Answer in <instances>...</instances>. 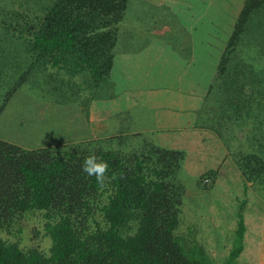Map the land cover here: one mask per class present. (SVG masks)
<instances>
[{
  "label": "trees",
  "instance_id": "obj_1",
  "mask_svg": "<svg viewBox=\"0 0 264 264\" xmlns=\"http://www.w3.org/2000/svg\"><path fill=\"white\" fill-rule=\"evenodd\" d=\"M125 2L55 0L43 19L10 30L23 37L30 50L76 56L93 78L100 79L92 56L107 70L110 55L101 56L108 43L112 46L120 31L132 27L144 32L135 24L119 23ZM204 112L202 126L217 135L229 155L241 151L244 164L252 168L258 166L254 162H262L241 147L253 140L264 155V0L243 1L217 59ZM145 144L125 158L111 150L99 154L109 166L104 187L111 193L98 200L101 187L81 166L74 168L73 156L23 150L0 140V230L16 212L38 210L49 240L43 252L36 246L22 250L0 236V264H215L200 245L184 244L174 235V193H167L158 170L154 178L148 174L155 168L149 163L171 168L182 154ZM94 208L100 223L94 221ZM76 216L84 219L83 226L77 227ZM128 218L137 221L136 228L122 235L120 227ZM90 221L93 226L88 227ZM242 232L237 214L234 239L221 264H234Z\"/></svg>",
  "mask_w": 264,
  "mask_h": 264
},
{
  "label": "rangeland",
  "instance_id": "obj_2",
  "mask_svg": "<svg viewBox=\"0 0 264 264\" xmlns=\"http://www.w3.org/2000/svg\"><path fill=\"white\" fill-rule=\"evenodd\" d=\"M54 1L0 0V140L23 150H47L51 155L68 153L73 156L74 168L81 166L86 155L94 153L99 158L100 153L108 150L125 158L127 152L134 153L148 144L141 141L133 146L135 150H129L125 140L121 142L119 137L67 140L57 135L62 134L63 129L65 113H62V107L73 100H79L81 108L85 107L89 96L102 90L104 82L102 77L93 78L76 56L64 51L30 50L23 37L12 34L11 28L43 19ZM134 1L126 0L120 10L119 23L134 25L132 23L136 20H148L150 23L154 18V25L149 26L157 27L158 16L162 19L161 29L170 28V20L175 19L176 15L174 11L169 18L166 15L170 11L166 7L146 9L142 6L144 3ZM243 1L191 0L182 15L176 16L184 19L186 32L207 34L209 42L217 43L219 51L231 33ZM133 31L137 32L136 27H132L131 31H120L116 45L108 43L101 57H111L114 47L123 46L127 37L123 34ZM92 60L103 76L107 71L104 62L96 55L92 56ZM206 108L210 111L208 106ZM200 139L201 145H194L196 150L200 149L199 152L182 154L171 168L149 163L155 168L148 174L154 178L153 173L158 170L160 174L157 175L162 176L159 178L168 187L167 193H174L171 197L176 217L174 235L180 237L184 244L200 245L213 263L221 264L234 239L237 214L242 218L243 211L248 213L264 208V155L251 140L245 142L241 150L260 158L262 162H254L258 165L256 168L244 164L241 151L233 150L229 155L225 150L224 156L231 161H223L222 155H218L220 147L217 142L204 136ZM97 192L98 200H104L111 193L108 186L99 188ZM93 211L94 221L100 223V215L95 208ZM245 219L251 220L252 216ZM74 220L77 227L85 224L84 219L78 216ZM136 223L134 218L126 219L120 233H133ZM87 226H93L91 221ZM42 227L40 211L16 212L4 222L0 236L16 243L22 250L36 246L46 252L49 240ZM234 264H237L236 258Z\"/></svg>",
  "mask_w": 264,
  "mask_h": 264
},
{
  "label": "crops",
  "instance_id": "obj_3",
  "mask_svg": "<svg viewBox=\"0 0 264 264\" xmlns=\"http://www.w3.org/2000/svg\"><path fill=\"white\" fill-rule=\"evenodd\" d=\"M135 1L144 3L146 9L166 7L169 18L172 11L180 17L191 2ZM176 15L166 30L161 29L162 19L158 16L157 27L149 26L154 25V18L150 23H132L144 32L123 34L127 36L124 44L114 47L102 76V90L91 94L85 107L81 108L79 100L62 107L65 116L62 134L57 133L58 136L67 140L119 137L129 150H135L133 146L142 141L184 155L199 152L194 145L200 146L204 136L217 142L223 161H231L224 156L226 149L217 135L201 124L207 115L205 97L222 46L218 51L217 43H210L207 34L186 32L184 19ZM247 216L252 219L246 220ZM242 222L237 264H264V208L243 211Z\"/></svg>",
  "mask_w": 264,
  "mask_h": 264
},
{
  "label": "clouds",
  "instance_id": "obj_4",
  "mask_svg": "<svg viewBox=\"0 0 264 264\" xmlns=\"http://www.w3.org/2000/svg\"><path fill=\"white\" fill-rule=\"evenodd\" d=\"M108 164L99 159L94 153L86 155L81 164V171L88 177H95L97 184L103 188L109 177L106 175L108 172Z\"/></svg>",
  "mask_w": 264,
  "mask_h": 264
}]
</instances>
